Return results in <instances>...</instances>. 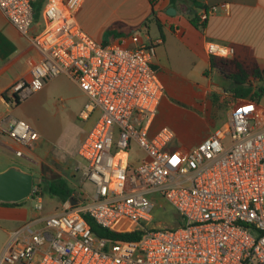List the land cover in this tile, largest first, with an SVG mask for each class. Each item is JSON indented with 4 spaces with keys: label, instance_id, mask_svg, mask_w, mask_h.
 Wrapping results in <instances>:
<instances>
[{
    "label": "built area",
    "instance_id": "1",
    "mask_svg": "<svg viewBox=\"0 0 264 264\" xmlns=\"http://www.w3.org/2000/svg\"><path fill=\"white\" fill-rule=\"evenodd\" d=\"M83 0H48L45 28L30 37L41 59L27 79L6 92V104L36 93L60 75L73 80L87 100L81 121L97 119L78 148L85 161L83 188L49 215L14 230L0 252V264H264V106L235 100L228 118L178 161L169 146L175 133L153 131L165 87L154 68L161 40L128 48L123 41L97 42L76 19ZM226 4L201 10L200 22ZM0 11L24 37L35 21L31 0H0ZM209 58L230 59L232 46L205 42ZM225 96L231 95L229 92ZM0 133L24 149L39 133L11 114ZM133 147L142 155L131 158ZM34 193V191H33ZM165 200L182 224L153 226L155 200ZM44 210L41 196L31 198ZM127 219L136 227L116 228ZM88 219L115 232L141 231L137 241L95 236Z\"/></svg>",
    "mask_w": 264,
    "mask_h": 264
},
{
    "label": "crops",
    "instance_id": "2",
    "mask_svg": "<svg viewBox=\"0 0 264 264\" xmlns=\"http://www.w3.org/2000/svg\"><path fill=\"white\" fill-rule=\"evenodd\" d=\"M31 1L41 6V13L30 29L29 38L22 36L0 11V119L7 114L14 116L20 106H8L4 98L6 92L18 80L29 78L32 68L41 59L30 37L45 28L42 13L48 0ZM220 4H226L227 9L210 16L204 30L190 24L188 13L198 16L201 10ZM169 8L175 9L174 15L167 13ZM156 10L162 24L161 32L150 21V0H83L76 19L80 28L100 43L123 41L126 47L135 48L151 41H162L156 49L154 68L165 87V96L152 129L168 127L174 131L175 138L169 149L178 161H183L194 146L223 123L214 96H225L231 83L210 67L205 42L234 47V58L248 68L259 67L264 74V0H157ZM36 131L40 138L32 148L23 150L24 157H17L15 150L20 146L0 133V172L13 165L19 166L17 162L31 169L32 165L38 166L54 157L47 150L37 151L43 136ZM49 214L52 213L38 214L28 210L26 203L19 206L0 204L3 235L0 252L14 230L38 215Z\"/></svg>",
    "mask_w": 264,
    "mask_h": 264
},
{
    "label": "rangeland",
    "instance_id": "3",
    "mask_svg": "<svg viewBox=\"0 0 264 264\" xmlns=\"http://www.w3.org/2000/svg\"><path fill=\"white\" fill-rule=\"evenodd\" d=\"M155 33V29L153 30ZM227 89L231 88V83ZM87 97L78 85L66 75H60L47 81L32 96L21 101L20 106L14 111L17 119L26 121L43 136L37 151H49L53 158L42 162L38 166L32 165L31 169L22 163L17 164L24 170L45 181L57 177L65 178L74 191L83 188L92 191V186L84 182L81 170L85 161L77 154L78 148L91 129L98 114H95L88 121L79 119V112L82 109ZM264 106V98L261 100ZM228 111V110H227ZM227 111H219L220 122H224L228 116ZM32 148V147H31ZM27 149V148H25ZM131 158L142 155L138 148L133 147L130 152ZM0 170L2 168L0 167ZM43 213H55L63 208V203L57 199L43 196ZM157 208L154 210L153 226L175 228L180 224L181 218L175 209L165 200H155ZM35 202L29 198L26 201L28 210L35 213ZM133 229L135 224L127 219L120 220L116 228ZM3 242V235L0 232V248Z\"/></svg>",
    "mask_w": 264,
    "mask_h": 264
},
{
    "label": "trees",
    "instance_id": "4",
    "mask_svg": "<svg viewBox=\"0 0 264 264\" xmlns=\"http://www.w3.org/2000/svg\"><path fill=\"white\" fill-rule=\"evenodd\" d=\"M177 0H172L176 2ZM152 6V18L150 21L154 22L162 31V24L157 17V0H150ZM198 5L197 3H195ZM33 5V3H32ZM199 6V5H198ZM34 17L38 19L41 13V6L33 5ZM206 9V8H205ZM187 18L195 28L199 30H204L206 22H200L199 17L192 13L187 14ZM210 67L212 69H217L221 75L231 82V88L227 90L231 95L223 96L222 98L214 96V103L218 111L229 110L232 103L237 99L249 98L255 101L257 104H261V100L264 98V74L262 70L257 66H252L250 68L246 67L242 62L236 58L230 59H217L210 58ZM253 82H256L254 84ZM5 100L8 98L4 95ZM13 106H19L21 101L18 98L12 99ZM76 191L71 187L69 182L63 177H57L50 181L42 180L34 185V193L31 198L35 196H48L53 199H57L62 203L73 199V195ZM26 203V202H24ZM22 204H5L10 206H19ZM88 223L91 227L93 234L99 238H107L114 240H124V241H137L141 238V231L134 232H115L110 229L103 228L97 225L91 219H88ZM182 224V220L180 224Z\"/></svg>",
    "mask_w": 264,
    "mask_h": 264
},
{
    "label": "water",
    "instance_id": "5",
    "mask_svg": "<svg viewBox=\"0 0 264 264\" xmlns=\"http://www.w3.org/2000/svg\"><path fill=\"white\" fill-rule=\"evenodd\" d=\"M169 15L175 14L174 8L167 10ZM40 178L24 171L21 167L13 165L0 172V204H22L31 198L34 185ZM77 201L71 199V204Z\"/></svg>",
    "mask_w": 264,
    "mask_h": 264
}]
</instances>
